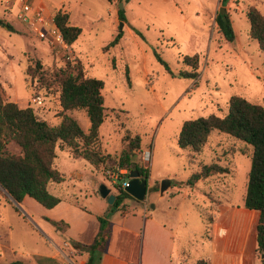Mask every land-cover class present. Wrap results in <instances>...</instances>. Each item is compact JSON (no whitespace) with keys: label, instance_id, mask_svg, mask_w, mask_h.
<instances>
[{"label":"rangeland","instance_id":"rangeland-1","mask_svg":"<svg viewBox=\"0 0 264 264\" xmlns=\"http://www.w3.org/2000/svg\"><path fill=\"white\" fill-rule=\"evenodd\" d=\"M4 1L0 0V20L18 32L0 26V83L7 102L32 109L49 126L59 124V87L50 76L46 85L37 74L27 75L35 61L50 74L66 62L78 61L85 77L104 83V121L97 150L110 160L94 167L56 147L54 167L64 181L49 184L48 192L78 209L69 210L72 219L82 222L80 209L107 214L110 205L100 197L99 187L105 185L118 194L126 177L113 180L108 173L121 170L114 160L129 133L140 139L132 160L147 169V190L141 203L126 199L124 209L109 217L111 224L134 223L141 228L147 217L154 216L174 233V256L181 264L210 260L212 224L214 228L218 223L232 225L234 264H264V255L256 251L258 213L246 214L243 207L250 170V155L239 152L245 143L213 131L198 154L177 144L185 121L209 115L225 117L232 96L264 109V56L249 36L246 16L250 7L264 15V0H228L224 5L222 0H44L52 17V9L67 13L69 25L81 30L67 48L39 40L16 20L17 0ZM220 13L231 21L232 40L225 39L216 24ZM194 55L198 58L197 77L179 76L193 71L183 58ZM35 97L41 98L42 105L37 106ZM67 114L87 133L89 121L83 110ZM8 151L19 152L14 145ZM146 151L150 152L148 164L142 158ZM212 163L227 168L228 173L200 179L192 188L180 185L199 172V166ZM165 181L169 185L161 194ZM13 205L18 204L0 192V264H37L35 255L57 252L52 242L64 251L65 264L81 263L32 208H18V213Z\"/></svg>","mask_w":264,"mask_h":264},{"label":"trees","instance_id":"trees-1","mask_svg":"<svg viewBox=\"0 0 264 264\" xmlns=\"http://www.w3.org/2000/svg\"><path fill=\"white\" fill-rule=\"evenodd\" d=\"M227 1L222 0L223 5ZM52 13L65 44L71 46L80 36L81 30L69 25L67 13L56 9H52ZM246 16L249 36L257 41L259 50L264 56V15L255 7H250ZM123 18V12L119 11V20L123 21ZM215 21L225 39L232 40L234 34L228 15L217 14ZM0 26L11 32H17L6 21L0 20ZM183 62L193 71L181 72L179 76L196 78L197 56H186ZM28 74L32 76L37 74L40 81L46 85H49L50 77L57 82L61 121L56 126H49L46 121L38 118L32 109H21L15 103L7 102V94L0 83V192L9 196L16 204H21L25 197H29L43 208L52 209L61 200L48 192V185L64 181L63 174L54 167L56 147L67 149L72 158L85 160L94 167L104 165L110 160L109 156H102L97 150L99 128L104 121V99L101 93L104 83L85 77L78 61L66 62L63 68L52 74L43 69L40 61H35L28 67ZM73 110L85 112L89 121L87 133L67 114ZM213 131L245 143L239 152L250 155V170L247 175L243 207L245 210L258 213L255 228L256 251L259 255H264V109L241 97L232 96L228 101V113L225 117L209 115L185 121L179 131L177 144L181 149H188L193 154H198ZM123 142L124 147L114 160V164L129 172L136 170L141 180H148L147 169L132 160L134 151L140 146L139 137H131L127 133ZM9 145H14L19 152L10 153ZM248 146L252 148L251 152ZM193 159L194 155H191L190 162ZM227 173L228 169L218 163L203 165L199 172L192 174L180 185L192 188L202 178ZM126 199L141 203L119 190L105 217L99 218L100 228L92 244L83 245L73 240L69 241L74 249L88 253L87 264L99 263L110 239L108 219L115 212L124 209ZM13 208L19 213L17 206L13 205ZM45 220L60 232L67 226L62 221H52L47 218ZM6 264L23 263L15 261ZM195 264L207 263L198 260Z\"/></svg>","mask_w":264,"mask_h":264},{"label":"crops","instance_id":"crops-1","mask_svg":"<svg viewBox=\"0 0 264 264\" xmlns=\"http://www.w3.org/2000/svg\"><path fill=\"white\" fill-rule=\"evenodd\" d=\"M201 167H198L199 171ZM79 176L81 177V174L78 173L77 177ZM16 206L19 209L24 206L32 208V212H35L34 214L44 224H49L45 218L65 223L67 226L64 231H57L52 226L51 228L54 229L53 234L62 240V246L63 243H66L71 249L73 248L70 245V240L83 245L92 244L100 228L99 218H104L102 214L98 215L86 209H80L78 212L82 222L78 223L72 219L69 212L70 209H78L62 199L52 209L43 208L29 197H25L22 203ZM249 212L255 211H248L246 214H252ZM224 225L218 223L215 228V224L211 226L209 239L211 241L212 258L208 261L203 260L207 264H227L229 262L234 264L236 262L235 251L231 249V246L235 245V232L233 233L232 225ZM238 240L239 237L236 238V242ZM50 241L52 242V240ZM52 244L57 252L35 255L37 264H65L64 251L53 242ZM174 246V233L152 215L146 218L141 228L134 223H110V239L98 264H181V260L174 256ZM75 252V257L81 259L80 264H87L88 253L80 250ZM59 258L62 259V262Z\"/></svg>","mask_w":264,"mask_h":264},{"label":"built area","instance_id":"built-area-1","mask_svg":"<svg viewBox=\"0 0 264 264\" xmlns=\"http://www.w3.org/2000/svg\"><path fill=\"white\" fill-rule=\"evenodd\" d=\"M43 1L44 0H17L14 4L17 8V13L15 15L16 20L24 24L31 33L35 34L39 40L46 42L47 45L67 48L62 34L54 22V18L49 9L44 5ZM4 3L10 4V1L6 0ZM8 6L9 5H7V7ZM34 102L37 106L42 105L40 97H35ZM142 158L143 162L148 164L150 160V152L146 151ZM108 174L113 180H119L121 177H126L118 186V190L124 191L125 188L128 187L129 171L127 169L118 170L115 175ZM64 245L67 244L65 243ZM73 251L74 252L72 253L76 254V249Z\"/></svg>","mask_w":264,"mask_h":264},{"label":"water","instance_id":"water-1","mask_svg":"<svg viewBox=\"0 0 264 264\" xmlns=\"http://www.w3.org/2000/svg\"><path fill=\"white\" fill-rule=\"evenodd\" d=\"M121 7V6H120ZM222 15V13H220ZM123 26V24L121 25ZM128 187L125 188L124 192L131 196L133 199L143 202L145 200L146 190H147V180H141L138 172L136 170H131L128 175ZM169 182H162L160 193L162 194ZM99 195L102 199H105L108 205H112L115 201V195L111 193L105 185L99 187Z\"/></svg>","mask_w":264,"mask_h":264}]
</instances>
